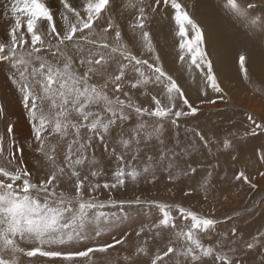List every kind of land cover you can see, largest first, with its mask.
Listing matches in <instances>:
<instances>
[{
    "label": "snow or ice",
    "instance_id": "obj_1",
    "mask_svg": "<svg viewBox=\"0 0 264 264\" xmlns=\"http://www.w3.org/2000/svg\"><path fill=\"white\" fill-rule=\"evenodd\" d=\"M117 10L128 14L126 28ZM224 12L261 49L256 68L247 48L238 65L245 90L264 105V0H224ZM160 16L174 23L179 61L199 69L203 95L216 94L201 103L231 104L205 29L180 0H0V73L29 126L21 139L0 102V264H250V256L264 264V231L216 230L218 165L201 175L193 158L215 148L239 162L237 140L264 135V108L245 112L242 135L186 128L182 137V118L200 108L163 66L152 36ZM254 155L264 168V145ZM258 179L264 170L250 175L247 165L231 177L253 191ZM161 181L173 197L193 181L182 196L199 195L208 211L121 195ZM137 216L146 220L116 235Z\"/></svg>",
    "mask_w": 264,
    "mask_h": 264
},
{
    "label": "rangeland",
    "instance_id": "obj_2",
    "mask_svg": "<svg viewBox=\"0 0 264 264\" xmlns=\"http://www.w3.org/2000/svg\"><path fill=\"white\" fill-rule=\"evenodd\" d=\"M202 0H180L181 3L186 5L187 10L193 15V17L202 25L207 34L208 28L205 19L202 17L198 11L200 2ZM216 2L219 0H215ZM71 3L79 5V0H70ZM116 5L121 4V0H113ZM259 12V11H258ZM117 18L123 26H127V21L129 19L128 14L125 12L121 18L119 15V10H117ZM220 16H215V20L219 22ZM228 31L230 33L236 32L238 27L234 26L232 23L228 26ZM175 26L174 23L163 16L157 17L152 25V36L153 42L157 46L158 53L161 57V61L165 70L173 76V78L182 87L190 102L200 108L195 119L188 118L187 122L184 123V118L181 122V135L183 137L184 130L186 128H199L202 129L209 136L214 139L216 137H223L226 132L236 131L240 135L243 134L245 130V112L251 110L242 101L245 95H251L250 92L243 91L241 88L235 90L236 84L230 83L221 74V64L217 51H221V47L225 44L224 53L226 55L232 56V46L241 48V43L236 41V43L230 42V40H224L221 38H213L215 44H211L208 40L206 45L207 50L210 52V58L213 60L214 71L217 75L221 86L231 97V104H225L223 102H217L215 105L202 104L201 101L205 99H212L216 94L212 92L210 88H207V96L203 95L205 90V85L203 79L200 75L199 69L194 66L191 70L188 69L187 63H181L179 61V49L177 47V38L174 35ZM131 35L130 32L127 33ZM208 37V35H207ZM246 46H251L250 43L245 44ZM233 57V56H232ZM237 60V63H235ZM223 65V64H222ZM253 68H256L253 64ZM223 70L232 73L235 77V72H240L238 65V55L233 58L231 64L223 65ZM241 75V74H240ZM238 80V78L236 79ZM231 86V87H230ZM236 87V88H235ZM243 91V92H242ZM238 92V93H237ZM9 93L0 90V102L4 103L11 119L18 123L17 132L21 139L28 136L29 126L27 125L26 119L22 113V108L16 101V115L11 116L10 107L8 102L10 99ZM232 95V96H230ZM246 97V96H245ZM253 98V97H252ZM18 99V97H17ZM141 99H144L141 97ZM234 101H240L239 105L234 106ZM147 102V101H145ZM254 111L260 114L264 105L261 101L256 100ZM207 106V107H206ZM258 108V109H257ZM257 110H260L257 111ZM18 112V113H17ZM17 118V119H16ZM15 122V123H16ZM4 125H0L2 129ZM28 127V128H27ZM19 128V129H18ZM237 155L240 157L239 162L234 161L226 151L213 149L211 153L204 149L199 152L193 153L194 161L197 165H201L200 168L201 175L206 174L207 170H212V166L218 165L215 169V174L217 176L218 185V197L211 201L215 207V215L218 218L217 231L224 232L230 229L233 225L238 229L239 233L244 234L245 237H250L251 235L257 234L259 231H264V180H259L258 183L260 187L253 191L247 185H241L239 182H232L231 177L233 173L244 168L247 165V171L250 175H255L257 169L264 170L258 162L254 155L255 151L259 146L264 145V135H260L255 138H247L245 140H237ZM29 164L31 165L34 161L31 160L29 155ZM227 173V180H220ZM187 183H194L193 181H184L174 188L175 196L173 197L171 193L166 191L164 181H161L155 188H149L142 186L141 189L135 191L129 190L121 195L125 198H131L136 194H142L144 196H154L161 200H173L181 201L183 200L186 206H191L197 210L208 211L209 204L202 201L199 195H194L191 198H184L180 191V188L185 187ZM227 196L228 199L224 200L223 196ZM144 216L134 217V222L130 224H125L116 231V235H119L120 231H131L132 228L138 227L141 221H145ZM250 264H258V256L248 257Z\"/></svg>",
    "mask_w": 264,
    "mask_h": 264
},
{
    "label": "bare ground",
    "instance_id": "obj_3",
    "mask_svg": "<svg viewBox=\"0 0 264 264\" xmlns=\"http://www.w3.org/2000/svg\"><path fill=\"white\" fill-rule=\"evenodd\" d=\"M198 11L200 12L202 17L206 21L207 28H208V32H207L208 40L211 44H215L213 38H221L224 40H230V42H232V43H236V41L241 43V46H240L241 48L232 46V51H233L232 56L233 57L226 55L224 53L223 50H224L225 44L222 45L221 51H217V52H218V54H220L219 59H220V64H221V74L224 75V78H226L227 81L237 85L236 86L237 88L235 87L236 88L235 90L238 91V89L240 90V88H241L243 91H246L244 88V85L242 83V76L240 75V72H235V75L237 76V77H235L232 73H230L226 70H223L222 67H223V65L231 64L233 62V58H235L245 48H247L249 50V52L251 53V56H252L253 62H254L253 64H255V66L257 67L260 63L261 56H262L261 49H260L259 45L258 44L252 45L245 38L243 32L239 28L234 33H230L228 31L227 28H228L229 24H231L232 22L228 19V17L226 16V14L224 12V0H219L217 2L215 0H202L200 2ZM256 14L259 15L260 13L257 11ZM215 16L221 17L219 22H217L215 20ZM4 28H5V22L3 21L2 18H0V36H2V34L4 32ZM247 43H250L251 46H246L245 44H247ZM235 63H237V60ZM237 78H238V80H236ZM0 90L11 94L9 102L7 105L11 106L10 107V114H11V116L15 117L16 106H14V105L17 104L16 101L18 100L17 99L18 95L10 88L9 82L6 80L5 75L3 73H0ZM230 96H232V95H230ZM245 96H244V100L242 99V101L248 106V108H251V110H254L255 105L257 106L256 100L253 99L250 95H245ZM238 102H240V101H234L235 107L240 104ZM257 111L260 112V110H257ZM255 112H256V109H255ZM0 125H2V124H0ZM16 127H19L17 122H16Z\"/></svg>",
    "mask_w": 264,
    "mask_h": 264
}]
</instances>
